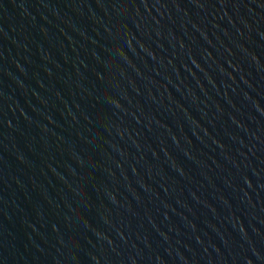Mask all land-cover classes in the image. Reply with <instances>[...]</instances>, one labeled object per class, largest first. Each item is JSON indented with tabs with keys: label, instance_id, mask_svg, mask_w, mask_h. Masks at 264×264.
<instances>
[{
	"label": "water",
	"instance_id": "95a60500",
	"mask_svg": "<svg viewBox=\"0 0 264 264\" xmlns=\"http://www.w3.org/2000/svg\"><path fill=\"white\" fill-rule=\"evenodd\" d=\"M0 264H264V0H0Z\"/></svg>",
	"mask_w": 264,
	"mask_h": 264
}]
</instances>
